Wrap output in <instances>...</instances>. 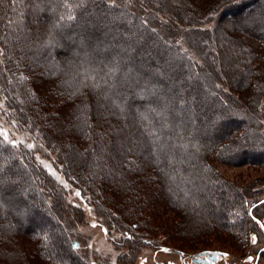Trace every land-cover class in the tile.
Returning a JSON list of instances; mask_svg holds the SVG:
<instances>
[{
  "label": "trees",
  "instance_id": "trees-1",
  "mask_svg": "<svg viewBox=\"0 0 264 264\" xmlns=\"http://www.w3.org/2000/svg\"><path fill=\"white\" fill-rule=\"evenodd\" d=\"M70 2L75 20L55 28L69 11L61 0H0V87L17 121L58 151L81 196L146 244L260 240L264 200L216 164L264 170V0ZM142 47L150 64L135 56ZM157 50L174 71L154 66ZM169 75L177 85L160 83ZM0 168V264H92L74 247L83 210L31 148L0 144ZM41 210L69 230L29 216Z\"/></svg>",
  "mask_w": 264,
  "mask_h": 264
},
{
  "label": "rangeland",
  "instance_id": "rangeland-1",
  "mask_svg": "<svg viewBox=\"0 0 264 264\" xmlns=\"http://www.w3.org/2000/svg\"><path fill=\"white\" fill-rule=\"evenodd\" d=\"M260 2V1H259ZM238 12L242 11H235L234 14H238ZM228 14H226L224 17H227ZM109 21H114L115 18L108 16ZM132 31L125 32L122 34V38H119L122 43H129ZM145 35V33H143ZM131 46V45H130ZM129 47V46H128ZM86 48H90L89 45L86 46ZM93 50L97 49L95 46L92 47ZM130 54H122L121 59L126 60L127 57L128 61L132 58ZM163 51L157 50L153 51V53L150 55L153 59L154 66L158 67V69H162L163 73H166V70L168 72L174 71L176 69V65L173 61V58L170 56H164V60L162 59ZM135 56L139 58V62L143 61L144 63H149L148 58L146 57L145 49L138 48L136 49ZM96 57L100 58L99 52H96ZM73 60H75L73 63V69L76 68V62H78V59L76 57H73ZM134 60V59H131ZM3 61V57L0 53V62ZM138 61V60H137ZM136 61V63H137ZM173 61V63H172ZM142 62V63H143ZM142 63H140L142 65ZM149 64H143L145 65V68H148ZM1 65L5 66L4 69L6 70L5 62L1 63ZM170 78V79H169ZM8 79V87H11L9 78ZM160 83L163 85L173 86L174 84L177 85V82H179V78L172 79L171 76H160ZM145 80H142L143 82H147ZM179 84V83H178ZM1 85V83H0ZM11 93L13 94L11 88H9ZM5 91L3 88L0 87V130H6L9 136V139L20 141L18 144H32L34 147L31 148L32 153L36 161L41 164L46 170L51 174L53 178H55L56 182L61 184L68 192L69 201L71 205H77L83 210V219L80 221H75V226L73 230H76V232L79 234L80 238L75 245H79V247H76L77 250L82 252L85 256H87L88 260L92 264H142L143 260L151 259L152 256H154V252L156 249L161 246H176L178 248H181L183 250L193 251V250H199L202 248H212V249H219L224 250L225 252H228V255L233 257V260L236 262V264H254L256 260L257 252L259 249L264 247V235L261 237L260 240H258L256 237V243L254 244L252 242V237L255 235H252L251 240L249 243H246L245 248H233L231 243L227 244H213L209 247L205 246H189L185 245L184 243H181L182 245H177L172 243L171 241H164V237L162 235H158L155 237L154 240H151L153 245H147L145 237L137 232L133 231L132 229H129L127 226H125L118 218L117 215L114 213H111L108 208L104 207L103 205L96 206L92 202H89L86 200L85 197L81 196L80 191L70 183V181L62 174L61 167L62 165H59L57 163V155L58 151L52 146L50 147V144L43 141L40 134L38 136L35 134V132L29 130V125H23L25 123H19L17 119L15 118L16 115H14L13 111H11L10 105H8V102L3 98L5 97ZM187 101V100H186ZM181 102V100H180ZM215 109V108H214ZM218 110L215 109V113H217ZM230 111V110H229ZM262 116H263V130H264V101H262V108H261ZM221 113H224L223 111ZM19 116V114L17 113ZM216 117L215 115L212 116V119ZM218 117V116H217ZM23 121V120H22ZM219 121V120H217ZM14 122V123H13ZM34 122V121H33ZM224 123V122H223ZM236 123V122H234ZM34 124L41 128L42 126L38 125L36 122ZM233 123H228L226 125H231ZM28 130H26V129ZM43 136V135H42ZM129 138L131 136H128ZM217 170L224 175L228 180L236 182L239 186L246 187L250 184L253 185V192H255V196L253 198L256 199H264V170L258 169L259 171H255L254 169L248 167V166H227L223 165L221 163L216 164ZM53 172L55 175H53ZM59 177V179H57ZM11 189V187L9 188ZM79 192L80 195L77 196L76 193ZM20 196L24 197V194H21ZM36 201H39L41 204V201L39 199H35ZM21 205V203H19ZM16 208V207H14ZM37 216H35L33 213H29V216L33 219H36L41 222V224H47L49 221L57 228V231L61 234H65V230H69V228H64L60 225H57V217L56 215L50 213L49 211L41 210ZM261 217L260 225L264 224V204L260 209ZM42 213V215H41ZM95 225V226H93ZM262 228V227H261ZM106 230V231H105ZM71 231V230H70ZM69 231V232H70ZM62 232V233H61ZM262 234H264V228L261 230ZM180 239L179 237H177ZM143 240H146L143 242ZM139 242V244L137 243ZM134 244V245H133ZM247 256H252L253 261L251 263L246 262ZM166 254H159L156 256L157 259L164 260L166 258ZM73 264H83L84 260L79 258L78 260H73ZM223 264V262L219 263ZM257 264H264V252L261 253L260 258L257 261Z\"/></svg>",
  "mask_w": 264,
  "mask_h": 264
},
{
  "label": "flooded vegetation",
  "instance_id": "flooded-vegetation-1",
  "mask_svg": "<svg viewBox=\"0 0 264 264\" xmlns=\"http://www.w3.org/2000/svg\"><path fill=\"white\" fill-rule=\"evenodd\" d=\"M147 245H155L154 242L153 243H149ZM264 247H262L261 249H263ZM156 249L154 252V256H152L151 259H146L142 261V264H194L193 261V257L200 255L201 253H206V252H211V253H222V254H226L220 258H216L213 259L212 257H202L203 260L210 262V264H219L221 262H223V264H236V262L233 260V257L230 258V256L228 255V252H225L224 250H219V249H212V248H202L199 250H193V251H188V250H183L181 248H178L176 246H166L163 244V246L159 247V248H154ZM164 249H167L168 251H164ZM259 249L256 255V258L254 260L257 259V256L259 254V251L261 250ZM264 251H262L261 253H263ZM166 254V258L164 260L162 259H157L156 256H158L159 254ZM261 253L259 255V258L261 256ZM249 257H251V260H249ZM251 261H253L252 256H247L246 258V262L247 263H251ZM254 264H257V262L255 261Z\"/></svg>",
  "mask_w": 264,
  "mask_h": 264
},
{
  "label": "snow or ice",
  "instance_id": "snow-or-ice-1",
  "mask_svg": "<svg viewBox=\"0 0 264 264\" xmlns=\"http://www.w3.org/2000/svg\"><path fill=\"white\" fill-rule=\"evenodd\" d=\"M13 2H15V0H13ZM111 2L114 3V0H111ZM61 3L63 4V7L68 9L69 11L67 14H61L58 17L57 23L54 25L55 28H62L63 26L66 25L67 22H71V21L75 20V15L71 11L73 8V3L70 2V0H61ZM85 3H86V0H78V2L76 3V7H80V6L84 5ZM53 11H54V9H53ZM49 43H51V41H49ZM5 142H7L8 144H11L13 146H16L18 143H20V141L9 139V136H8V133L6 130H0V144L5 143ZM26 147L32 148V147H34V145L28 144V145H26ZM0 171H2V168H0ZM53 175H55L54 172H53ZM57 179H59V177H57ZM76 195L79 196L80 193L77 192ZM93 226H95V225H93ZM260 226L262 228H264V224H261ZM43 240L45 242L44 246L47 247V241H48L47 234H45L43 236ZM252 242L254 244L256 243L255 236L252 237ZM74 247H79V245H74ZM164 251H168V250L164 249ZM262 251H264V250H262ZM224 255H226V254L206 252V253H201L200 255L193 257V261H194V264H210V262L203 260L202 257H212L213 259H216V258H220ZM249 260H251V257H249Z\"/></svg>",
  "mask_w": 264,
  "mask_h": 264
},
{
  "label": "water",
  "instance_id": "water-1",
  "mask_svg": "<svg viewBox=\"0 0 264 264\" xmlns=\"http://www.w3.org/2000/svg\"><path fill=\"white\" fill-rule=\"evenodd\" d=\"M263 200H264V199H263ZM263 200H262V201H263ZM262 250H264V248L261 249V250L259 251V254H258V256H257L256 262L258 261V259H259V255H260V253L262 252Z\"/></svg>",
  "mask_w": 264,
  "mask_h": 264
}]
</instances>
